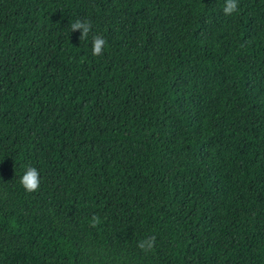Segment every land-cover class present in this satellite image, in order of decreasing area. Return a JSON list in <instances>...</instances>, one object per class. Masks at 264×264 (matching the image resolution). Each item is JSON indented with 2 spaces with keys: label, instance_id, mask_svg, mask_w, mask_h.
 Here are the masks:
<instances>
[{
  "label": "trees",
  "instance_id": "trees-1",
  "mask_svg": "<svg viewBox=\"0 0 264 264\" xmlns=\"http://www.w3.org/2000/svg\"><path fill=\"white\" fill-rule=\"evenodd\" d=\"M237 4L0 0V264H264V0Z\"/></svg>",
  "mask_w": 264,
  "mask_h": 264
},
{
  "label": "clouds",
  "instance_id": "clouds-1",
  "mask_svg": "<svg viewBox=\"0 0 264 264\" xmlns=\"http://www.w3.org/2000/svg\"><path fill=\"white\" fill-rule=\"evenodd\" d=\"M238 10L237 0H225V7L223 9L225 15H230ZM71 31L79 30L81 35L79 39L86 40L89 37V33L92 31V22L90 20L77 19L70 25ZM105 39L99 35H93L91 38V54L93 56H100L103 54L105 47ZM21 185L27 192H35L40 187V173L34 167H27L23 176L20 179ZM94 221L98 222V218L93 217ZM155 243V237H149L145 240H141L138 243V247L144 251H150Z\"/></svg>",
  "mask_w": 264,
  "mask_h": 264
}]
</instances>
